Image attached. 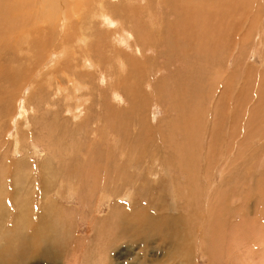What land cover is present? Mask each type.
<instances>
[{"label":"rangeland","instance_id":"1","mask_svg":"<svg viewBox=\"0 0 264 264\" xmlns=\"http://www.w3.org/2000/svg\"><path fill=\"white\" fill-rule=\"evenodd\" d=\"M188 1L0 0V264H264V0Z\"/></svg>","mask_w":264,"mask_h":264},{"label":"bare ground","instance_id":"2","mask_svg":"<svg viewBox=\"0 0 264 264\" xmlns=\"http://www.w3.org/2000/svg\"><path fill=\"white\" fill-rule=\"evenodd\" d=\"M15 1H17V0H15ZM25 1V0H24ZM64 1V0H63ZM145 1V0H144ZM171 1V3H173V4H176V3H178V4H181V5H184V6H186V7H184L185 8V10L186 11H188V13H183L182 14V17H183V20L182 19H178L177 21H176V23H178L181 27H182V31H176L175 29H173V28H169V30L171 31V30H173V32L178 36V38L180 39V41H181V43H182V45H185L186 46V48L183 50L182 48H180V46H179V43H178V41H177V38L175 37V34H174V36L172 37V41H173V48H175V47H178L180 50H182L183 51V55H184V57L187 55V54H189V51L191 50V49H193V48H196V49H198V44H199V36H198V30H199V28H200V25H201V23H203V24H205V25H207V26H210L211 28H212V30H213V33L215 34V33H217V37L216 38H218L219 36H220V34H221V30L220 31H214V28H217V27H220V26H216L215 27V25L214 24H216V25H218L219 24V22L222 20H217L218 18H220L221 17V15L219 16L218 15V18L216 17V15L217 14H226V8L224 7V6H222V5H219V6H215V7H213V10H211L212 9V7L211 6H207V7H205L204 9H201V7L200 6H197V5H193V3L192 2H190V1H188V0H170ZM225 1V0H224ZM229 1V0H228ZM235 1V0H234ZM22 2L23 1H21L20 3L22 4ZM52 2V1H51ZM51 2H49V3H51ZM72 2V1H71ZM136 2V1H135ZM48 3V4H49ZM129 3V2H128ZM225 3V2H224ZM24 4V3H23ZM53 4H54V2H53ZM56 4V3H55ZM64 4V3H63ZM131 4V3H130ZM25 5V4H24ZM23 5V6H24ZM42 5H43V2H42ZM45 5H47L46 3H45ZM50 5V4H49ZM58 5H60V4H58ZM122 5V4H121ZM126 5L127 6H122L121 7V9L122 10H126V9H130L131 8V6L129 5V4H127L126 3ZM62 6V5H61ZM64 6V5H63ZM2 7H3V9L5 8V4L4 5H2ZM14 7H16V6H14ZM47 7H49V6H47ZM47 7H45L44 6V8L45 9H47ZM50 7H52L51 5H50ZM49 7V8H50ZM42 8V7H41ZM48 8V9H49ZM53 8V7H52ZM57 8H59L60 9V7L58 6ZM70 8V7H69ZM73 8V7H72ZM72 8H71V10H72ZM229 8H231V7H229ZM244 8V7H243ZM2 8H1V6H0V10H3ZM188 9H191V10H188ZM26 10V9H25ZM25 10H24V12H22V13H24L25 14ZM116 10H118V9H116ZM115 10V11H116ZM122 10L120 11V12H122ZM145 10V9H144ZM48 11H52L53 12V10L51 9V10H48ZM54 11H57V9H54ZM96 11L98 12L97 13V15H95V14H93V16L92 17H94V16H96L97 17V19L99 20V25H103V23H106L108 26H117L118 27V30H116L115 32L113 31H110V32H112V34L110 35V36H112L113 37V43L114 42H117V38L116 37H123V43H126V44H128L127 43V41H128V39H130V40H132L131 39V35L133 36L132 38H134V41H135V43L132 45V47H131V50H129L130 51V53L132 54L133 52L134 53H136V54H138V51L140 50V51H142L144 48H146V42L147 41H149L147 38H144L146 35V33H145V29H144V31L142 32V35L144 36V37H142L141 35H139V32H137V30L135 29V28H133V29H129V28H124V27H122V25H124V26H127V22H129L131 25L134 23V20H136L137 19V17L136 16H132L131 18H129L128 17V19H130V21H126L125 19H124V17H119V15L117 16L118 18H120V22L117 20V19H114L113 17H107V14H106V11L103 9V7L101 6V4H99L98 6H96ZM27 12V11H26ZM51 12V13H52ZM57 12H59V11H57ZM71 12V11H70ZM119 12V11H118ZM127 12H128V10H127ZM132 12V11H131ZM139 12L140 11H138V15H140L139 14ZM145 12V11H144ZM15 13V12H14ZM22 13H21V15H22ZM67 13V12H66ZM73 13V12H72ZM130 13V12H129ZM136 13V12H135ZM13 14V13H12ZM109 14H111L110 16H114L113 14L114 13H109ZM123 13H121L120 15H122ZM73 15H74V13H73ZM123 15H125V14H123ZM132 15V14H131ZM145 15H147V16H149L150 15V10H149V12H147V13H145ZM23 16V15H22ZM27 16V15H26ZM29 16V15H28ZM51 18H52V15H51ZM43 19V18H42ZM25 20L27 21L28 20V18L26 17L25 18ZM68 20H69V18H68ZM150 22H151V19L149 18L148 19ZM10 21V20H9ZM13 22H15V21H13ZM63 22V21H62ZM17 23V22H16ZM34 23H35V20H34ZM37 23H39L38 21H37ZM122 25H121V24ZM9 24V23H8ZM7 25V24H6ZM20 26V25H19ZM104 26V25H103ZM102 26V27H103ZM107 26V27H108ZM101 27V26H100ZM104 27H106V26H104ZM7 28H9V27H7ZM6 29V28H5ZM115 29V28H114ZM219 29V28H218ZM13 30V29H12ZM109 30V29H108ZM4 31H7V30H4ZM109 32V31H108ZM172 32V31H171ZM107 33V32H106ZM226 34H228V33H226ZM119 39H121V38H119ZM218 41H219V39H218ZM130 42V41H129ZM169 43V42H168ZM170 44V43H169ZM129 45V44H128ZM170 45H172V43L170 44ZM100 46H102V45H100ZM70 47V46H69ZM103 47H105V46H103ZM213 47V46H212ZM72 48V47H71ZM39 49V48H38ZM41 49V48H40ZM64 49V48H63ZM111 49V48H110ZM170 49H172V48H170ZM176 49V48H175ZM58 50V49H57ZM56 50V51H57ZM69 49H67V51H68ZM174 50V49H173ZM66 51V52H67ZM151 51H153V50H151ZM65 52V53H66ZM106 52V51H105ZM108 52V51H107ZM106 52V53H107ZM115 53V52H114ZM117 53V52H116ZM148 53V52H147ZM54 54V56L55 55H57V52L55 53H53ZM53 54H49L50 56H53ZM191 54V53H190ZM197 54V53H196ZM120 55V54H119ZM193 55H195V54H193ZM53 56V57H54ZM40 57H46V55H44V54H40ZM47 57H49V56H47ZM51 58V57H50ZM56 58V57H55ZM109 58V57H108ZM120 59H121V57H119ZM110 59H112L111 57H110ZM109 59V60H110ZM35 60V59H34ZM39 60V59H38ZM122 60V59H121ZM30 62V61H29ZM36 62V61H35ZM46 62H47V60L44 62V66H45V64H46ZM55 62V61H54ZM110 62V61H109ZM78 63V62H77ZM87 63V62H86ZM139 63V62H138ZM37 64L39 65V63H38V61H37ZM37 64H36V66H37ZM47 65V64H46ZM53 65V64H52ZM139 65V64H138ZM140 67V66H139ZM137 69V68H136ZM138 69H140V68H138ZM40 70V69H39ZM49 72V71H48ZM56 72V71H55ZM45 73V72H44ZM51 74V73H50ZM72 74H73V72H72ZM75 78V77H74ZM113 78V77H112ZM70 79V78H69ZM68 79V80H69ZM72 80H73V77H72ZM71 80V81H72ZM54 81V80H53ZM74 81V80H73ZM52 82V81H51ZM66 84V83H65ZM31 87V86H30ZM70 87V86H69ZM153 87V86H152ZM32 89V88H31ZM65 89H67V88H65ZM151 89H153V88H151ZM155 89V88H154ZM117 90V89H116ZM63 91V90H62ZM109 92V91H108ZM116 92V91H115ZM63 93V92H62ZM68 93V92H67ZM71 93V92H70ZM69 93V94H70ZM114 93V92H113ZM30 94V93H29ZM113 95V94H112ZM21 98V97H20ZM19 98V99H20ZM26 98V97H25ZM74 101H77V99H74V98H72ZM22 102V101H21ZM58 103V102H57ZM200 103V102H199ZM61 104V103H60ZM110 104H111V102H110ZM137 104H139V103H137ZM53 105V104H52ZM64 106V105H63ZM131 106V105H130ZM57 107H59V106H57ZM78 108V107H77ZM100 108V107H99ZM112 109V108H111ZM81 110V109H80ZM100 110V109H99ZM169 110H170V108H169ZM65 111V110H64ZM75 112H76V110H75ZM78 113V112H77ZM114 114V113H113ZM73 115H75V114H73ZM78 116V115H77ZM66 117V116H65ZM115 120V119H114ZM74 122V121H73ZM93 128V127H92ZM18 141V140H17ZM213 144V140L212 139H210L209 140V142H208V145L210 146V145H212ZM16 145V144H15ZM17 146V145H16ZM158 164V163H157ZM70 190V189H69ZM75 191V190H74ZM70 193H71V191H70ZM259 202H257V203H255V204H258ZM245 205V204H244ZM256 207H257V205H256ZM233 214V213H232ZM260 214V216H261V220L263 221L264 220V211H262L261 213H260V209H256V211H254V215L255 216H257V215H259ZM231 215V214H230ZM228 216V223H232V220H233V216ZM235 215V214H234ZM259 217V216H258ZM235 218V217H234ZM257 218V217H256ZM156 219V218H155ZM218 219V218H217ZM258 219V218H257ZM242 221H244V219H241ZM254 220V219H253ZM225 221H227L226 219H225ZM246 222V221H245ZM259 222V221H258ZM261 222V221H260ZM141 223H143V225H144V223H145V221H143V222H141ZM264 223V222H263ZM147 224V223H146ZM149 225V224H148ZM148 225H145V226H147V227H149ZM153 225H154V223H153ZM227 225V224H226ZM140 226H142V225H140ZM262 228V227H261ZM259 230V229H258ZM262 231V230H261ZM219 235H221V233H219V232H217ZM206 234V233H205ZM223 236V235H222ZM221 236V237H222ZM225 237H227V236H225ZM251 237L253 238L254 236H253V234L251 235ZM234 238V237H233ZM133 239H135V238H133ZM203 239V238H202ZM224 239V238H223ZM237 239V238H236ZM227 240V242H228V240L229 239H226ZM259 240H262V241H264V236L262 237V236H260L259 237ZM260 242V241H259ZM231 243V242H230ZM225 244V243H224ZM262 244H263V242H262ZM262 246V245H261ZM37 246H33L32 248H31V251L32 250H35V248H36ZM230 247H232V245H230ZM263 247V246H262ZM228 249V248H227ZM232 250V249H231ZM229 251H230V249H229ZM254 252H258V253H260V254H262V251H260V247L259 246H257V248H255L254 249ZM263 255H264V253L262 254V257H263ZM7 256V255H6ZM2 257H4L3 255H2ZM1 260V259H0ZM16 264V263H15Z\"/></svg>","mask_w":264,"mask_h":264}]
</instances>
